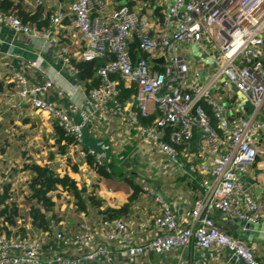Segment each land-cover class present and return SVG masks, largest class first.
<instances>
[{
	"label": "built area",
	"instance_id": "built-area-1",
	"mask_svg": "<svg viewBox=\"0 0 264 264\" xmlns=\"http://www.w3.org/2000/svg\"><path fill=\"white\" fill-rule=\"evenodd\" d=\"M135 1L138 5L133 8L115 7L111 1L112 9L105 17L95 14L108 10L106 0H72L68 15L51 17L46 36L52 29L60 33L66 28L64 20L72 19L80 46L78 59L92 61L114 55L99 70V88L87 91L77 80L84 99L75 102L73 110L80 122L46 100L58 85L51 71H43L48 77L41 84H31L22 72L14 73L11 83L21 103L51 118L73 138L70 148L77 153L79 163L86 164L90 156L95 166H103L95 150L85 149L84 130L91 125L110 127L115 120L173 161L188 163L190 178L196 181L201 176L204 189L195 202L189 226L182 228L169 203L156 196L160 214L148 221L101 218L92 224L85 220L71 232L62 220L50 218L52 234L23 235L17 233L19 229H10L11 235L0 232V264H152L153 255L167 256L188 249L193 242L204 254L230 251L244 264H264L256 255L255 244L224 231L209 215L215 210L228 222L264 221V202L242 181L261 153L259 137L264 134V0H161L162 23L154 16L150 2ZM3 22L17 33H41L0 12ZM134 36L148 59L133 60L130 42ZM50 42L57 46V41ZM182 46H195L199 55L192 50L188 60L180 53ZM57 52L70 64L66 46L59 45ZM150 56L165 59L164 64H158L162 71L152 68ZM30 66L42 70L36 61ZM72 71L77 76L73 66ZM111 74L134 86L129 100L121 99ZM233 89L240 96V111L228 100L233 99L228 94ZM69 95L74 98L73 92ZM248 105L252 109L246 113ZM140 116L155 119L144 125ZM196 132L198 152L194 153L191 148ZM195 264H208V257Z\"/></svg>",
	"mask_w": 264,
	"mask_h": 264
},
{
	"label": "crops",
	"instance_id": "crops-1",
	"mask_svg": "<svg viewBox=\"0 0 264 264\" xmlns=\"http://www.w3.org/2000/svg\"><path fill=\"white\" fill-rule=\"evenodd\" d=\"M111 1L113 0H106L108 10L104 14L97 13L95 15L108 16L112 9ZM14 2L22 5L30 14L41 13L40 19H49L51 24V17L59 14L68 15L72 0H14ZM64 23L66 28H62L60 33L52 29L50 36H46L47 29L45 28L40 30L41 33L38 35L25 34L15 32L8 22L0 23V168L3 170L7 167L10 170V164L13 163L23 166L32 161L33 155L30 151L33 147V126L41 129L40 136L45 140L44 147L38 145L40 148L38 151L41 153L37 157H44L45 154L47 158L38 162L55 165L62 160L55 153V122L30 105L20 102L14 94L11 83L14 73L22 72L31 84H41L48 77L43 71H51L53 75L57 76L58 85L47 94L46 100L62 107L73 117L75 122L81 120L73 110V104L81 103L84 99L83 92L78 87L81 84L72 71L71 63L65 64L57 52L59 45L66 46L69 54L76 58L80 52L78 37L72 28V19L67 17ZM50 41H57V46H52ZM179 50L183 51L180 52L181 54L191 55L194 49L192 46H182ZM150 57L152 59V56ZM35 61L38 62L42 70L30 66L31 62ZM60 92H63V95H60ZM69 92L74 93L73 99ZM228 94L233 98L232 100L228 99L229 102H232L236 110L240 111L241 106L238 102L240 96L236 90L233 89ZM215 97L217 100L220 99L218 94H215ZM250 109L252 106L248 105L244 111L249 113ZM27 134L28 139L32 136L29 145L26 144ZM41 143L44 144L43 141ZM84 145L87 149L97 152L102 158L104 167L110 168L114 163L117 171L122 175L117 174V177L113 179L103 178L97 173L94 166L84 164L79 160L83 167L76 178L79 180V187L82 188L83 199L87 200L90 195H93L100 201L101 207L98 210L96 207L88 206L86 211H80L78 215H74L69 213V210L76 209L73 196L71 198L62 193L61 199L53 197V201L56 203L54 213L59 214L58 217L63 221L66 230L74 232L78 222L85 220L92 224L99 223L102 218L100 211H105L108 208H121L129 202V198L133 194V185H139L141 192L138 200L131 205V212L123 219H133L136 223L151 220L152 217L160 214V206L155 201V197L160 196L169 203L182 228L189 226L195 202L202 196L204 189L201 185V176H197L196 181H192L190 178L188 163L184 160H181L182 162L173 161L166 154L153 149L136 135L135 130L129 129L118 120H115L110 127L101 125L87 127L84 130ZM259 149L261 153L257 161L242 177V181L246 187H251L255 195L264 202V134L259 137ZM18 151L24 161H21L19 156L13 159L15 152ZM3 173L6 175V172ZM6 185L10 186V198L5 204L0 205V231L6 228L8 230L22 228L37 234L30 217L31 206H26L23 202H27L30 193L25 192V197L22 194L19 195L17 182L0 179V194L3 195ZM151 192L155 196H152ZM63 200H70V203ZM5 207H8V213L12 211V208L18 209L19 217H17L15 225L10 224L6 216L1 215ZM24 212H27L28 215L26 222L20 217ZM209 215L217 220V223L226 221L228 228L223 226L222 229L233 236L236 234V238L245 241L243 236L237 234L236 226L229 225L227 220L221 218L218 211H210ZM260 234L261 232L256 231L257 236ZM247 243L256 245V255L264 263V240ZM204 256L208 257V264H244L237 261L230 251L212 250L204 254L197 247L196 242H193L188 249H181L167 256L153 255L151 263L195 264Z\"/></svg>",
	"mask_w": 264,
	"mask_h": 264
},
{
	"label": "trees",
	"instance_id": "trees-1",
	"mask_svg": "<svg viewBox=\"0 0 264 264\" xmlns=\"http://www.w3.org/2000/svg\"><path fill=\"white\" fill-rule=\"evenodd\" d=\"M160 1L161 0H140L141 4L144 2H150L154 6V16L159 19V23H162L164 18V8L160 5ZM113 4L115 7L127 5L130 8H133L137 5V2L135 0H113ZM0 12L15 16L19 18L23 24L35 27L39 30L44 28L48 29L50 27L49 19H40L41 13L30 14L22 5L15 3L14 0H0ZM130 53L134 61L138 60L140 57H144L146 59L149 57L148 54L141 53L139 48V39L137 36H134L130 42ZM69 58L71 65L77 71V80L83 83L87 91H89L93 88H99L102 85L99 70L102 69L108 62L112 61L114 59V55L108 54L106 58H97L92 61L80 60L71 54H69ZM150 63L153 69L158 71L163 70V68L158 64H154L152 62ZM110 78L114 82H117V87L121 90V99L129 100L135 93L134 86H128V84L119 75L111 74ZM203 106L207 113L212 115L210 107L204 103ZM139 119L142 124L149 125L153 122L155 116H140ZM54 132V147L57 149V155L63 160V162H65L66 168L55 171L51 163L39 162H29L23 166L24 171H29L31 173V179L29 182L30 196L28 197V200L35 202V204H32L31 206L30 217L33 220V226L36 228V232L51 231L49 219L56 217L54 214V207L56 203L53 201V197L61 199L63 191L68 192L74 197L76 209L79 211H86L88 206L96 207L98 210L101 207L100 201L93 195H90L87 200L83 199L84 194L82 193V188L79 187V180L76 178L82 171V167L77 160V153L72 151L70 148L74 143L73 138L68 136L56 123L54 124ZM198 140L199 134L196 132L194 139L192 140L191 148V151L194 153L198 152ZM85 149L87 148L85 147ZM177 149L181 150L182 147H177ZM85 161L87 165L94 166L97 173L103 178L113 179L117 177V174L119 176L122 175L119 174L114 163L110 166V168H107L104 166H95L94 160L90 156L87 157ZM61 189L63 191H61ZM9 191L10 186L6 185L3 190V195L0 194V205L5 204V202L10 198ZM140 192L141 187L139 185H133V194L130 196L129 202L121 208H108L105 211H100L102 218L112 220L123 219L128 216L131 212V205L138 200ZM1 215L6 216L7 221L12 225L16 224V219L19 217L17 208H12V211L8 213V207H5L4 211L1 212ZM0 232H5L7 235H11V232L7 228ZM17 233L27 235L29 234V231L20 228ZM34 233L35 232H33V234ZM235 236L237 235L235 234Z\"/></svg>",
	"mask_w": 264,
	"mask_h": 264
},
{
	"label": "rangeland",
	"instance_id": "rangeland-1",
	"mask_svg": "<svg viewBox=\"0 0 264 264\" xmlns=\"http://www.w3.org/2000/svg\"><path fill=\"white\" fill-rule=\"evenodd\" d=\"M182 54H184L188 60H191L192 56L190 54H186V53H182ZM40 131H41L40 128H38L37 126H33V147H31V151H30L31 155H33V159L31 162L43 161V159L47 158L45 154H44V157H37V155H40V153H41L40 151H38L40 149V148H38V145H40L42 147L45 146V140H43L44 138L40 136ZM31 139H32V136H30V138L28 139V134H27V138H26V142H27L26 144L27 145L31 144L30 143ZM41 141H43L44 144H42ZM46 150H48V149H46ZM55 153H57V149H56ZM17 156L20 157V151L15 152L13 159H16ZM20 159H21V161H24L23 157H20ZM21 165L22 164H17V163L10 164V166H11L10 170L8 167L4 170H3V168H0V179L1 180H3V179L9 180L10 179L13 183L17 182V191L19 192V195L22 194L25 197L26 196L25 192L30 193L29 182L31 179V173L29 171H24L23 170L24 165L23 166H21ZM65 165H66L65 162H63L61 160L60 162L58 161L55 165H52V167L55 171H59V170L65 169L66 168ZM3 172H6V175ZM63 201H66V200H63ZM68 201H66V203L69 204L70 200H68ZM23 202L25 203L26 206H32V204L33 205L35 204V202H31L28 199H27V202L26 201H23ZM69 211H70L69 212L70 214H74V215L75 214L78 215L80 213V211L75 209V208H73L72 210H69ZM54 214L56 216L55 218H59L58 213L55 212ZM27 216H28L27 212H24V213H22V215H20V217H22L25 220V222L28 220ZM221 218H222V216H221ZM226 225H227L226 221H219V223H218V226L221 228H223V226H226ZM226 227L228 228V226H226ZM29 233L33 234V232H29ZM37 233H39V232H37Z\"/></svg>",
	"mask_w": 264,
	"mask_h": 264
},
{
	"label": "water",
	"instance_id": "water-1",
	"mask_svg": "<svg viewBox=\"0 0 264 264\" xmlns=\"http://www.w3.org/2000/svg\"><path fill=\"white\" fill-rule=\"evenodd\" d=\"M194 49V55L198 56L199 54L196 52L195 46H192ZM152 63L154 64H164L165 59H152ZM225 220L227 218H224ZM229 225L236 226L237 234L243 236L244 240L250 243L261 242L264 240V221H260L258 223H248L240 220H234L229 222ZM256 231L261 232L260 236L256 235Z\"/></svg>",
	"mask_w": 264,
	"mask_h": 264
}]
</instances>
